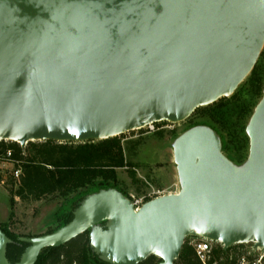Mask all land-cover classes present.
I'll use <instances>...</instances> for the list:
<instances>
[{
    "label": "water",
    "instance_id": "95a60500",
    "mask_svg": "<svg viewBox=\"0 0 264 264\" xmlns=\"http://www.w3.org/2000/svg\"><path fill=\"white\" fill-rule=\"evenodd\" d=\"M263 49L264 0H0V141L86 143L186 121L231 97ZM246 133L237 166L212 129H189L174 144L178 194L135 210L100 190L69 224L21 238L15 264L88 231L108 264H175L189 237L264 249V92ZM9 242L0 227V264Z\"/></svg>",
    "mask_w": 264,
    "mask_h": 264
},
{
    "label": "trees",
    "instance_id": "16d2710c",
    "mask_svg": "<svg viewBox=\"0 0 264 264\" xmlns=\"http://www.w3.org/2000/svg\"><path fill=\"white\" fill-rule=\"evenodd\" d=\"M263 92L264 52L241 88L229 98L198 108L188 119L189 128L206 126L212 129L221 139L223 154L234 164L240 165L249 155L250 140L246 128ZM0 148L11 151V160L15 163L14 170L6 176L5 182V176L0 175V183L3 182L9 192L12 209L17 199L22 202H38L57 195L65 201H72L71 210L58 215L55 229L49 230L47 234L69 224L74 211L91 194L114 188L126 195L119 186L118 170L126 169L132 183L141 184L130 170L136 165L128 160L126 148L119 136L86 143L30 142L25 148L15 142L2 141ZM15 170L20 171L18 178L14 175ZM73 195L79 198L73 201ZM11 217H14V211ZM0 227L12 240V244L7 247V259L15 264L28 244L21 242L19 238L22 236L10 232L8 227ZM237 252V248L224 250L217 247L213 250V259L209 264H235L239 254ZM159 263L158 258L151 256L140 264ZM36 264L108 263L93 252L88 231L59 248L43 250ZM175 264H202L189 238Z\"/></svg>",
    "mask_w": 264,
    "mask_h": 264
},
{
    "label": "rangeland",
    "instance_id": "374dc122",
    "mask_svg": "<svg viewBox=\"0 0 264 264\" xmlns=\"http://www.w3.org/2000/svg\"><path fill=\"white\" fill-rule=\"evenodd\" d=\"M241 85L236 91L241 88ZM189 124L188 120L178 123L162 122L156 126L155 132L149 131L148 128H142L119 135L126 148L128 160L136 165L130 170L141 181V184L135 185L126 169L118 170L119 186L125 192L126 197L138 199L150 195L155 196L162 191L175 193L181 190L174 159V144L182 134L191 129ZM174 134L177 137H174ZM244 163L235 165L242 166ZM13 170V165L0 162V175L5 176L4 182L7 180L6 176ZM72 198L74 201L79 196L73 195ZM71 202L65 201L57 195L38 202H22L17 199L14 209H12L9 192L2 182L0 183V225L8 227L10 232L22 236L19 238L20 241L21 238L46 235L49 230L55 229L57 216L71 210ZM13 211L14 217H11ZM100 227L104 228L105 224ZM8 239L10 242L7 247L12 244V240L9 237ZM193 240L194 237H189L190 243ZM249 247L250 245H246L245 249Z\"/></svg>",
    "mask_w": 264,
    "mask_h": 264
},
{
    "label": "built area",
    "instance_id": "2783aa9c",
    "mask_svg": "<svg viewBox=\"0 0 264 264\" xmlns=\"http://www.w3.org/2000/svg\"><path fill=\"white\" fill-rule=\"evenodd\" d=\"M162 122L152 123L144 128H148L149 131L155 132L156 126L161 124ZM159 129V128H158ZM2 141H0L1 143ZM12 152L11 151H3L0 148V162L1 163H9L11 165H15V163L11 160ZM14 175L16 178L19 177L20 171L15 170ZM179 192L175 193H165V192H158L155 196L149 197H142V198H129L132 202L135 210H139L144 204L147 202L154 200L156 198H160L167 195L178 194ZM195 253L202 264H209V262L213 259V250L217 247H222L224 249V245L220 242L212 241L206 238H194L191 242ZM219 245V246H218ZM246 245H250L249 248L245 249ZM230 248H237V260L235 264H264V249L256 248L254 243H243V244H234ZM225 250V249H224ZM213 264H217L214 262Z\"/></svg>",
    "mask_w": 264,
    "mask_h": 264
}]
</instances>
